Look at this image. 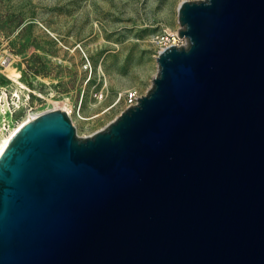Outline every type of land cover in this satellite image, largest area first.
Masks as SVG:
<instances>
[{"label":"water","instance_id":"water-1","mask_svg":"<svg viewBox=\"0 0 264 264\" xmlns=\"http://www.w3.org/2000/svg\"><path fill=\"white\" fill-rule=\"evenodd\" d=\"M184 38L102 128L26 120L0 154V264H264V0H182Z\"/></svg>","mask_w":264,"mask_h":264},{"label":"rangeland","instance_id":"rangeland-1","mask_svg":"<svg viewBox=\"0 0 264 264\" xmlns=\"http://www.w3.org/2000/svg\"><path fill=\"white\" fill-rule=\"evenodd\" d=\"M180 1L0 0V104L16 110L1 109L0 131L64 102L76 134L102 128L128 106L119 94L151 87L155 37L177 31ZM8 62L30 88L20 97Z\"/></svg>","mask_w":264,"mask_h":264},{"label":"bare ground","instance_id":"bare-ground-1","mask_svg":"<svg viewBox=\"0 0 264 264\" xmlns=\"http://www.w3.org/2000/svg\"><path fill=\"white\" fill-rule=\"evenodd\" d=\"M5 67H6V70H7V76L10 77L16 83V85H17V89L15 90V96L16 97H20V93L18 92V89L19 88H25V89H30V88L20 79L21 78V74L18 71H15L13 69H10V62L6 63ZM0 102H2V101H0ZM7 104H9L8 103V100H6V103L4 105L0 104V113H1V109L4 110V112H2V113H5V112L9 111L8 108L10 109V107L7 106ZM67 104L68 103H66V102H64L62 104L57 103L55 107L56 108H63L68 113H70L71 111H69V106ZM1 107H3V108H1ZM10 111H12V110L10 109ZM41 112H43V111L31 113L26 120H29V119L33 118L34 116L40 114ZM24 122L19 123L15 127L13 126L14 128H12V129H10V125H8L9 126V129L8 130L5 129L6 131H0V154H1L2 150L4 149L5 145L7 144V142L9 141V139L20 128V126ZM6 125H7V123H6Z\"/></svg>","mask_w":264,"mask_h":264},{"label":"built area","instance_id":"built-area-1","mask_svg":"<svg viewBox=\"0 0 264 264\" xmlns=\"http://www.w3.org/2000/svg\"><path fill=\"white\" fill-rule=\"evenodd\" d=\"M155 42L157 44V48H158V51H159L160 49L166 47L167 45H169L171 43H174L176 45L181 44L182 42H184V38L181 37V36L179 37L178 34H177V31L170 30V31H163L160 34H158L155 37ZM158 51H157V54H158ZM121 95L124 96L127 105L136 103L137 98H138V95H137L136 91L135 90H131V89L125 91L123 94H119V98H120ZM27 97L29 99L31 97V95L28 93ZM17 108L19 109L20 106H17ZM8 110L10 111L9 108H8ZM15 111H16L15 108H14V110L12 109L11 114L13 115L15 113ZM7 125H9V124L7 123Z\"/></svg>","mask_w":264,"mask_h":264}]
</instances>
